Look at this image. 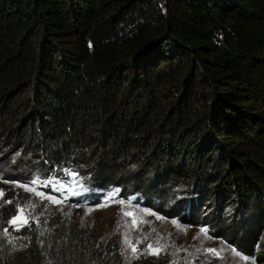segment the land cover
Segmentation results:
<instances>
[{
  "label": "trees",
  "instance_id": "16d2710c",
  "mask_svg": "<svg viewBox=\"0 0 264 264\" xmlns=\"http://www.w3.org/2000/svg\"><path fill=\"white\" fill-rule=\"evenodd\" d=\"M70 179L264 264V0H0V192L50 181L71 215L1 192L0 264H171L79 220Z\"/></svg>",
  "mask_w": 264,
  "mask_h": 264
},
{
  "label": "rangeland",
  "instance_id": "374dc122",
  "mask_svg": "<svg viewBox=\"0 0 264 264\" xmlns=\"http://www.w3.org/2000/svg\"><path fill=\"white\" fill-rule=\"evenodd\" d=\"M102 160L106 161L108 165L114 164L105 158ZM133 170L130 169L131 172ZM145 171L146 178L151 179L152 170L146 166ZM69 182L76 183L77 180L70 179ZM17 185L16 183L3 182V191L1 190V192L10 194L14 201H19L24 206L34 204L35 207L32 209L40 214L47 212L53 222L64 219L63 216H71L70 213L64 212V208H58L56 204H52L46 198L36 196L34 192L26 191L25 188ZM113 193H117V191L103 190L92 193L91 201L96 207L91 208L90 212L89 209L80 210L78 219L94 224L103 239L117 238L123 245L125 254L131 258L142 253L151 259H159L160 262L168 258L165 261L171 264H256L252 257L245 256L223 242L209 237L206 232L201 233L203 228L185 225L175 220L176 223L173 224V221L155 217L151 210L142 206L144 202L141 203L138 196L129 195L128 201L121 205L118 201L123 199L116 195L114 200H108L107 206H99L103 205ZM66 195L75 196L77 193L74 190H68ZM47 202L52 206H48ZM13 206L12 213L16 212L18 215L17 209L20 207L16 204ZM122 211L133 213V216L119 215ZM19 215H21V220L17 221L18 223L22 222L25 217L23 214ZM133 219L139 222L135 227L132 226ZM118 221L121 222L119 231H117ZM125 239H128L132 246L136 247L135 253L131 247L125 244ZM146 241L147 243H144ZM149 244L154 246L153 250L156 246L161 247L158 254L150 253ZM208 249H215V253H209Z\"/></svg>",
  "mask_w": 264,
  "mask_h": 264
},
{
  "label": "snow or ice",
  "instance_id": "6c2138e0",
  "mask_svg": "<svg viewBox=\"0 0 264 264\" xmlns=\"http://www.w3.org/2000/svg\"><path fill=\"white\" fill-rule=\"evenodd\" d=\"M32 183L35 184V183H38V181H35V180H34V181H32ZM48 183H50V181H49ZM17 186H18V187H23V188H25L26 191L34 192L36 196H39V197H41V198H46V199H47L49 202H51L52 204H60V203L63 202V201H61V200H57L56 198H54V197H52V196L44 197V194H43V193L36 192L35 189L30 188L29 186H26V185H17ZM45 186H47V185L45 184ZM54 190H55V189H54ZM2 195H3V193H0V196H2ZM116 195H117V193H113L112 195H110V196L107 198V200L105 201V203H104L103 205H99V206H107V202H108V200H114ZM8 203H11V201H8ZM118 203H120L121 205H123V204H125V201L120 200V201H118ZM128 203L130 204L131 202L129 201ZM25 207H26V208H34L35 205H34V204H29V205H26ZM91 210H92V209H89V212H90ZM24 211H25L24 208H18V209H17V213H18V215H14L13 218H12L11 220L8 221V223H9L10 225H12V224H15V225H16V230H17V231H18L21 227H23L24 225H26V224L28 223L29 218H31V214L29 213L28 216L23 217L22 222L18 223L17 221H20V220H21V215H19V214H23ZM119 215H121V216H129V217H131V216H133V213L126 212V211H122L121 213H119ZM158 218H159V217H158ZM138 223H139V222H138L136 219H133V220H132V226H133V227H135ZM172 223L175 224L176 222L173 221ZM120 224H121V222L118 221V222H117V231H119ZM205 232H206L205 229H201V233H205ZM4 234H5V236L8 235V230H7V229H4ZM43 234H44L43 232L40 233L41 236H43ZM145 239H146V237H145ZM9 243H12V241L9 240ZM125 244H126L128 247H131V248H132L133 253H135V252L137 251L136 247L132 246L131 242H130L128 239H125ZM153 249H154V246H153L152 244H149V245H148V250L150 251L151 254H154V255H155V254H158V252L161 250V247H160V246H156V247H155V250H153ZM207 251H208L209 253H215V249H208Z\"/></svg>",
  "mask_w": 264,
  "mask_h": 264
},
{
  "label": "clouds",
  "instance_id": "9594fccd",
  "mask_svg": "<svg viewBox=\"0 0 264 264\" xmlns=\"http://www.w3.org/2000/svg\"><path fill=\"white\" fill-rule=\"evenodd\" d=\"M6 183H11V182H6ZM13 183H16V184H18V185H23V184H21V183H17V182H13ZM45 184L48 186V187H50L51 189H53V184H50V183H48L47 181H43V182H41V183H35V184H30V185H26V186H29L30 188H33V189H35V191L36 192H40V193H42L40 190H39V188L40 187H42V188H45V187H47V186H45ZM68 190H74V191H76V193H77V195H75V196H71V195H66V192L68 191ZM116 191V190H115ZM1 193V192H0ZM61 195V199H68V198H79L81 195H83L82 197L83 198H85L88 202L91 200V198H90V196H91V193L90 192H88V191H83V192H81L80 190H79V188H77V186H74V183H71V182H68L67 183V186L64 188V192L63 193H61L60 194ZM117 195L120 197V198H122L124 201H128V197L129 196H122V195H120L119 193H118V191H117ZM44 197H47V196H45L44 195ZM0 199H1V196H0ZM58 200V199H57ZM68 202H71V201H67L66 203H68ZM77 203V202H76ZM91 203H92V201H91ZM63 204H65V203H63ZM96 207V205L95 206H92V207H90L89 209H91V208H95ZM153 214V213H152ZM153 215H155V214H153ZM155 217H156V215H155ZM157 218H158V216H157ZM12 219V218H11ZM160 219H162V218H160ZM170 221H174L173 219H171ZM10 225V224H9ZM10 226H12L13 228H15L16 229V225L15 224H12V225H10ZM204 229V228H203Z\"/></svg>",
  "mask_w": 264,
  "mask_h": 264
}]
</instances>
